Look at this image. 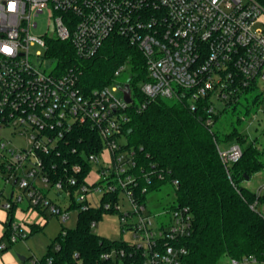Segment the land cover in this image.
Returning a JSON list of instances; mask_svg holds the SVG:
<instances>
[{"label":"built area","instance_id":"2783aa9c","mask_svg":"<svg viewBox=\"0 0 264 264\" xmlns=\"http://www.w3.org/2000/svg\"><path fill=\"white\" fill-rule=\"evenodd\" d=\"M42 15H47L51 30L38 36L33 30ZM113 36L137 48L145 60L147 80L139 87L144 102L138 106L133 77L129 75L126 83L118 81L130 69L128 65L115 71L111 84L85 93L74 70L48 72L42 67L52 62L48 56L31 54L37 45L47 51L48 40L56 38L70 42L80 58L89 59ZM4 44L14 54L0 53V176L19 193L13 192L3 209L8 213L13 203L26 199L30 208L49 210L65 223L70 212L93 207L89 197L100 194V206L118 212L123 230L133 236L122 241L124 247L102 253L101 261L181 264L187 254L182 241L194 231L192 212L174 203L150 213L147 186L153 183V175H145L147 186L138 194L135 153L124 149L119 140L131 121L130 110L141 112L158 99L184 103L193 112L207 100L205 124L212 132L219 111L239 100L246 89L254 88V93L264 88V0H17L15 13L7 11V0H0V46ZM118 91L120 97L115 95ZM126 91L131 103L125 100ZM85 126L99 134L105 147L100 155L85 156L92 169L82 183L81 165L72 164L71 174L68 169L60 173L51 158L62 160L61 147L69 135ZM18 138L24 139L25 146L13 143ZM228 146L222 150L217 145L226 167L243 155L241 145ZM157 178L164 180L162 174ZM75 187L81 208L70 210ZM52 189L68 202L66 209L48 198ZM254 193L257 199L250 208L257 211L264 202L260 199L264 184ZM121 200L127 201L128 211L120 210ZM28 231L27 224L14 221L10 242L24 239ZM5 249L1 244L0 250ZM248 263L264 264L254 257L232 260V264Z\"/></svg>","mask_w":264,"mask_h":264},{"label":"trees","instance_id":"16d2710c","mask_svg":"<svg viewBox=\"0 0 264 264\" xmlns=\"http://www.w3.org/2000/svg\"><path fill=\"white\" fill-rule=\"evenodd\" d=\"M47 56L55 63L57 74L74 70L79 77V86L85 93L111 84L115 71L129 60V64H133L131 86L137 98L135 105L144 102L138 84L147 80L145 60L137 48L121 37L109 38L102 49L89 59L80 58L70 42L52 38L48 40ZM253 91L254 88L246 89L239 100L219 111L214 117L216 124L212 132L205 124L207 100L199 102L196 112L184 103L169 105L162 99L150 103L141 112H129L131 121L123 132L126 142L124 149L135 153L137 167L133 172L140 177L138 194L147 186L145 175H153V183L147 186L148 192L170 185L175 190V204L189 207L192 212L194 231L182 241L187 254L181 264H220L225 258L241 261L248 257L264 263V215L250 208L257 197L244 186L247 178L251 180L264 170V150L236 127L243 122L237 114L242 99L249 102ZM260 99V95H257L251 102L257 105ZM229 112L237 116L234 121L229 120L231 130L223 132L216 126ZM67 139L61 147V156L67 158L68 162L63 164V158L51 159L57 163L56 169L60 173L68 169V174H71L72 164L81 165L83 171L79 178L83 183L92 169L85 156L100 155L105 144L99 134L87 126L77 128ZM234 143L241 145L243 155L237 163L226 167L217 145ZM158 174H162L164 180H158ZM174 181L178 182L177 186H173ZM76 189L72 188L70 210L81 208L76 203ZM260 199L264 201V196ZM9 200L12 198L9 197ZM105 200L106 197L102 199ZM16 207L17 204L13 203L7 213L5 232L0 238V245L5 243L6 249L0 252L13 245L10 237ZM37 211L46 216L47 210L37 208ZM108 213L103 205L80 211L75 229L62 227L57 242L60 250L49 247L39 264H50V261L51 264H105L100 259L102 253L114 247H124L122 241H109L93 232L92 224ZM31 232H38V229L32 227ZM76 255L78 258H75Z\"/></svg>","mask_w":264,"mask_h":264},{"label":"rangeland","instance_id":"374dc122","mask_svg":"<svg viewBox=\"0 0 264 264\" xmlns=\"http://www.w3.org/2000/svg\"><path fill=\"white\" fill-rule=\"evenodd\" d=\"M39 27L33 30V34L42 36L47 31L51 30L49 27V21L47 15H42L38 20ZM41 54L42 58H45L47 55V51L45 48L37 45L31 48L32 56H36L37 53ZM128 65L130 69L127 70L122 76L118 78V81L121 83H126L128 81L129 75L134 77V73L132 71L133 64H129V60L124 63ZM123 64V65H124ZM46 69V71L50 72L55 69V63L46 61L44 65H42ZM141 82L138 84V88L140 87ZM117 97L121 96V92L115 93ZM260 95L261 99L257 105L252 104L251 99L255 96ZM252 97V98H251ZM249 102H246L242 99V105L239 106L238 115L242 118V124L236 125L238 131L245 136L249 137V140L254 143L261 150H264V88H261L259 91L254 92L251 96ZM244 98V97H243ZM169 105H173L176 102L171 100H165ZM218 107L221 108V104H218ZM236 116H232L229 112L223 116L220 123L217 124V128L223 129V132H229L231 130V126L229 125V120L234 121ZM22 138L14 139L13 143L20 146H25V141ZM121 144H125V139L122 138L119 140ZM229 148L228 145L221 144L222 150H227ZM264 184V170L258 174H255L251 180L246 181L244 186L251 191H257L259 187ZM15 192L19 193V190L13 186V183H6L0 176V227L3 228V222L5 218L2 217V213H5L7 216L6 210L3 209V205L9 202V197L11 194ZM51 199H55L63 209H66L68 206V202L62 197H59L54 189L50 190L48 193ZM101 195L96 194L89 197V201L93 207H98L101 204ZM176 203L175 190L172 186L167 185L163 186L160 190L150 193L147 196V207L150 213L156 214L159 213L162 209ZM28 202L25 199L24 201L19 203L20 207L26 208L28 207ZM129 205L126 200H121L120 202V210L122 212L128 211ZM29 211L37 213V211L33 208L29 207ZM257 211L260 213H264V202H261L257 206ZM46 218H42V222L40 225L44 226L43 231L38 232H28L27 236L16 242L12 245L11 249L22 250L19 256L29 259L27 262H22L23 264H32L34 261H39L43 259L48 251L49 247H56L58 242V235L61 232L62 227H65L69 230H73L76 227L78 221V212L72 211L70 212V218L65 223H62L59 217L52 215L50 211H46ZM18 223V222H17ZM94 234L106 238L109 241H131L133 240L132 232L124 231L121 221L120 214L118 212L108 213L103 216L101 220H99L95 227L93 228ZM10 249V250H11ZM220 264H232V260L229 258H225L220 262ZM254 264V263H248Z\"/></svg>","mask_w":264,"mask_h":264},{"label":"crops","instance_id":"0c3cea01","mask_svg":"<svg viewBox=\"0 0 264 264\" xmlns=\"http://www.w3.org/2000/svg\"><path fill=\"white\" fill-rule=\"evenodd\" d=\"M2 217L5 218V221L2 223L3 228L0 227V238H2L4 235L5 223L7 220V216L5 213H2ZM42 218L47 219L46 216H44L39 211H37V213L29 211V205H28V207L23 208V207H20L18 204L17 207L15 208V211H14V221L18 222V223L27 224L28 229H29L28 232H31L32 227H36V229H38V231H43L46 223L44 224V226L40 225L42 222ZM11 247L8 250H6L5 252H0V264H23L25 261H21L19 258V257H21V256H19V254L22 250H19L17 248H16V250H13V249H11Z\"/></svg>","mask_w":264,"mask_h":264},{"label":"clouds","instance_id":"9594fccd","mask_svg":"<svg viewBox=\"0 0 264 264\" xmlns=\"http://www.w3.org/2000/svg\"><path fill=\"white\" fill-rule=\"evenodd\" d=\"M7 11L9 13H15L17 11V0H7ZM0 53H4L7 56L14 54V49L7 44L0 46Z\"/></svg>","mask_w":264,"mask_h":264},{"label":"water","instance_id":"95a60500","mask_svg":"<svg viewBox=\"0 0 264 264\" xmlns=\"http://www.w3.org/2000/svg\"><path fill=\"white\" fill-rule=\"evenodd\" d=\"M125 100H126L127 103H131V97H130L129 91L125 92ZM249 180H250L249 178L246 179V181H249ZM19 258H20L21 261H25L26 260V258H24V257H19Z\"/></svg>","mask_w":264,"mask_h":264}]
</instances>
